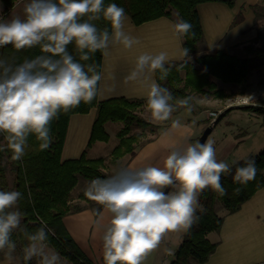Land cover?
Instances as JSON below:
<instances>
[{"label":"clouds","instance_id":"clouds-1","mask_svg":"<svg viewBox=\"0 0 264 264\" xmlns=\"http://www.w3.org/2000/svg\"><path fill=\"white\" fill-rule=\"evenodd\" d=\"M101 19L110 24L111 31L97 27L95 22ZM127 19L122 7L105 5V0H29L23 19L0 20V47L41 49V54L16 65L0 59V133L12 160H22L30 134L40 142L41 150L49 148L50 125L61 111L97 97L102 75L95 63L81 61H89L98 50L107 52L112 44L125 49L138 44V38L125 31ZM172 28L178 37L192 31L191 23L183 19H177ZM69 45H74L79 60L69 52ZM181 55L190 60L189 49L182 48ZM171 68L167 52H145L126 77L146 85V106L154 121H169L177 107L193 111L192 96L174 104L171 91L152 79L159 71V79L165 80ZM171 127H180V121L173 120ZM230 172L227 162L217 160L209 139L173 147L160 165L126 166L110 176L93 178L84 196L110 217L102 235L103 264H143L167 233L188 230L198 221L197 209L202 207L198 197L205 189L227 194L221 178ZM256 174L255 160L248 159L235 168L233 180L246 185ZM21 198L19 191L0 190V251L6 249L11 258L16 248L11 237L19 231L28 241L23 249L25 264L33 258L37 264H61L60 254L48 246L52 230L47 224L41 221L34 232L22 227Z\"/></svg>","mask_w":264,"mask_h":264},{"label":"trees","instance_id":"trees-1","mask_svg":"<svg viewBox=\"0 0 264 264\" xmlns=\"http://www.w3.org/2000/svg\"><path fill=\"white\" fill-rule=\"evenodd\" d=\"M2 1L5 4L3 11V17H5L11 12L17 0ZM206 1H226L231 5L235 2V0H105V5L116 3L133 18L136 24L161 16H173L176 10L179 19L192 25V31L183 36V48L189 49V56L192 57L199 50V44L204 42V32L197 7ZM95 23L98 28L107 27L111 31L110 24L103 19ZM255 44L246 45L243 55L217 49L211 53L199 55L194 60L184 58L172 61L168 77L165 80H160L159 71L156 72V77L159 84L171 91L174 104L176 100L187 96L193 97L195 93L212 95L215 99L224 100L237 93L219 88L216 80L238 84L241 86V90L238 92H244L248 85L251 63L255 58L264 60V45L257 47ZM68 50L79 60L74 45H69ZM103 52L98 50L89 61H81V63H95L98 66L97 70L101 73ZM39 54H41L39 47L21 51L15 50L11 45L0 47V59H5L13 65ZM144 106H146V98L134 99L122 96L99 100L97 95L91 103L81 102L78 107L67 112L61 111L58 118L51 122L52 143L49 148L41 150L40 142L35 135L30 134L25 155L20 161L12 160V152L6 147L4 134L0 133V146L4 147V150L0 151V190L21 192L22 198L18 202V209L24 213L22 227L29 232H34L43 221L52 230L47 243L74 264L99 263L87 255L64 222L65 216L83 209L80 205L73 208L72 190L78 183L79 175L92 180L97 177H106L108 174L104 169L106 157H88L85 151L79 157L62 160L61 155L70 117L72 114L87 113L93 107H98L89 146L97 140H109V133L105 128L108 121H123L125 126L119 131V142L113 148L110 156L115 162L126 154L133 153L137 144L142 142L139 141L144 132H132L135 126L143 129L154 126L139 113ZM182 109L177 107L174 113L177 114ZM193 109H195L194 106ZM242 109L264 112V106L254 104L245 105ZM222 118L221 115L218 121ZM249 159L255 160L257 168L254 180L249 181L246 185L234 182L235 168L242 165L244 160L230 166V173L222 174L221 183L226 189V195H220L210 187L199 195V205L202 207L197 209L198 221L186 230L171 264L205 262L217 246L209 239L208 234L218 231L224 220V217L216 211L217 202L221 201L229 212H235L257 190L264 187V149L259 154L250 156ZM237 188L240 189L239 192L235 191ZM84 198L86 197L84 196ZM102 209L103 207L99 205L94 210L96 216ZM11 238L16 243L13 253L18 255L22 264H25L23 249L28 241L19 231H14ZM27 264H35L34 259Z\"/></svg>","mask_w":264,"mask_h":264},{"label":"crops","instance_id":"crops-1","mask_svg":"<svg viewBox=\"0 0 264 264\" xmlns=\"http://www.w3.org/2000/svg\"><path fill=\"white\" fill-rule=\"evenodd\" d=\"M18 2L19 0L16 3L18 4ZM262 6H264V0H235L232 5L226 1L200 3L197 8L204 32L202 47L209 52L223 49L239 55L245 54L244 47L248 44L256 43L257 47H261L264 44V25L261 16H259V9ZM15 7L11 11H14ZM126 15L128 19L125 24V31L138 38L139 43L131 49H125L119 44H112L107 52H103L102 79L98 91L99 100L121 96L134 99L146 98L147 87L143 82L126 80V77L135 67L136 58L142 53L156 54L165 51L169 55L170 62L184 59L181 55L183 36L175 35L172 28L173 23L179 19L178 16L174 14L173 16H161L136 24L129 14ZM263 72L264 64L257 67L256 77H259ZM152 79L159 83L156 73ZM259 82L260 85L257 84ZM227 92L229 91L227 90ZM232 92L237 94L224 100L219 99L220 102H226L224 108L219 110V114L223 118L217 121L212 131L214 132L220 125L216 137L221 139L219 153L222 154L224 150V156L232 144L239 142L238 137H234L237 130L250 129L253 127L251 123L259 120L257 116L252 114V111L242 109V107L255 105L259 102L260 96H262L261 99L264 98V85H261V80L250 81L244 92H238L237 88ZM262 104L264 105V102ZM198 108L201 109L200 106ZM201 110L199 111L201 112ZM199 111L194 118L184 117L181 112L175 114L173 120H179L180 127L172 128V120L167 127L149 138L148 142L152 143L146 150L153 154L157 152L159 155V149H161L164 152L162 156L164 158L173 147L182 148L187 143L193 142L194 138L201 134V130L210 124L207 112L201 118ZM97 112L96 107H93L87 113L71 115L61 155L62 160L79 157L92 148L93 145L89 147V141ZM242 112L246 115H243ZM108 122L105 124L106 130ZM101 142L105 141L98 142L97 140L96 143ZM152 145H155L156 148L150 150ZM137 153H132V157L125 162L124 167L132 164L134 157L139 155ZM151 156L152 154H149L146 159L149 160ZM86 211L91 212L90 209L83 208L81 211L65 216L64 222L87 255L96 263L103 264V249L99 234L97 235L94 228L90 229L84 242H81L72 227L74 223H80V220H74V217ZM221 216L224 217L221 228L208 234L209 239L217 246L209 258L200 264H264V187L257 190L251 198L245 201L239 210L235 212L226 211ZM97 217H94L96 221L99 220L100 215ZM181 236L180 240L173 242L174 253L169 264L175 258L178 245L182 241ZM170 239L165 235L161 241L165 250L169 247L168 240ZM171 241L173 240L171 239ZM0 264H22V262L18 255L12 253L11 258L6 254L1 256ZM63 264L74 263L65 261Z\"/></svg>","mask_w":264,"mask_h":264},{"label":"rangeland","instance_id":"rangeland-1","mask_svg":"<svg viewBox=\"0 0 264 264\" xmlns=\"http://www.w3.org/2000/svg\"><path fill=\"white\" fill-rule=\"evenodd\" d=\"M27 2H29V0H19L18 4L17 3H16L17 5L15 4L16 7L14 6L15 7L14 11H11V13L9 15H7L4 19H2L5 4L3 3L2 0H0V20L6 22L14 16H19L23 19L24 18V6ZM259 12H260L259 16H261V19L263 20L262 23L264 25V6L260 7ZM173 14L175 16H178V12L176 10L174 11ZM202 46H203V44L200 43L198 46L199 50L192 57H190V59L194 60L199 55L211 53L209 51H206ZM263 64H264V60H262V59L255 58L253 60V62L251 63L252 68H251V73L249 74L248 82L261 80V85H264V72L259 77L258 76L256 77L257 67L261 66ZM216 81L218 83L219 88H223L224 90H226V91L228 90L229 92H232L236 88L238 90H240V88H241V86H239L238 84H235V83L223 82L222 80H219V79H217ZM257 84L260 85V82ZM261 97L262 96H260L259 100H258L260 103L257 102L256 104H259L260 106H264L262 104L264 102V98L261 99ZM193 98H194L193 103H195V104H193V106H194V108L195 107H197V108L193 109L192 112H188L187 109L183 108L179 112H181L184 115V117L194 118L196 116V114L198 113V111L202 109L201 112L199 111L200 115L199 114L198 115L201 116V118H202L203 116H205L204 113L207 112L208 120L210 121V123H212L216 119L217 120L219 119V117L221 116L219 114V110L224 108V105L226 104V102L223 103V102H220L219 99H215L214 97H212V95H205V94H200V93L196 94L195 93V94H193ZM198 106H200L201 109H199ZM96 110H98V107H96ZM139 113L143 117H145L147 120H149L152 123V125H154V126L146 128V129L135 126V128L132 129V132H135V131L144 132V135L141 138V140L139 141V142H141V141L142 142L137 144L136 149L134 151V153H136V152L139 153V155H138L139 157L138 156L134 157L132 164L130 166L131 167H144L147 165H158V164L160 165V164H162V158H163L162 156H163L164 152L161 149H159V152H160L159 155L157 152H155V154L150 153V151L146 150V149L149 146V144H151L152 142L149 143L148 141L150 140L149 138H151L152 136H155L162 129L167 127V125L173 120L174 115L176 113L173 112L171 119L167 122L154 121L151 118L150 112L147 110V106H144L143 108H141ZM239 113H241V112H239ZM242 114L246 115L243 112H242ZM252 114L257 116L259 118V120L251 123V125H253V127H251L250 129L237 130L234 137L236 138V136H237L239 142L237 144L236 143L232 144L229 147V151L225 156H224V150H223L222 154L219 153V149H220L219 143H220L221 139L216 137V134H217L216 132L220 129V125L215 129L214 132H211V134L209 135L207 140L211 139L212 141H214L215 150L218 149L216 152L217 153L216 156H217L218 161L227 162L229 164V166H232L233 164H235L234 162H241V161L247 160L250 158V156L259 154L264 149V112L252 111ZM205 124H207V123L205 122ZM124 126H125V123L123 121H109L107 124V132L109 133V140L105 141V142H101V143H96L97 142L96 141L92 144L93 145L92 148H90L87 151L88 157H92V158L101 157V156L106 157L107 160H106L104 169L107 172L108 176L114 174L115 172H117L118 170L123 168L125 165V162H127L132 157V153L126 154L120 160L115 161V162H113L112 158L110 157L111 156L110 154L112 153L113 148L119 142L118 133ZM207 126H205L201 130V134L204 132V130L206 129ZM176 133H177V131H176ZM201 134L199 136L195 137L193 142L198 140V138L201 136ZM100 141L101 140H98V142H100ZM146 142H148V143H146ZM153 148H156V146L152 145L150 147V150H152ZM149 154H152V156L150 157L149 160H147L146 156H149ZM78 177H79L78 183L72 190V206H73V208H76V206L80 205L82 208L90 209L91 212L88 213L86 211L83 214H79V215L75 216L74 220H80V223H76V224L74 223L72 225V227L75 230L76 235L81 242H84V239L87 237L90 229L93 227L94 231L97 233V235L99 234L100 243L102 245L103 230L106 227L108 220L110 218L109 214L105 210L102 209L103 211L100 213H103V219H101V217H100L98 220L99 222L94 219V217L98 218L96 216L94 210L99 205L96 204L94 201L89 200L87 197L84 198V189H85L86 185L91 180H89L88 178H85L82 175H79ZM216 211L218 214L221 215L228 210L221 201H218L216 204ZM90 213H92L93 215ZM100 213H99V215H100ZM76 230H78L79 232ZM185 232H186V230L184 231L182 229V230L177 231V232L167 233L166 235L173 240V241H171V239L168 240V246L169 247L165 250V248L162 247V243H161L160 246L145 259L143 264H169V262L171 260V256H173V253H174L173 247H172L173 242L175 240L176 241L180 240V236L182 233H183L182 236L184 237ZM182 236H181V240H183ZM48 246L50 249L58 252L51 244H48ZM6 252H7L6 249L3 251H0V257L5 255ZM92 254H93V252H92ZM93 256H94V254H93ZM60 257H61V264H63L65 261H69L65 257H63L61 254H60ZM33 259L35 261V264H37V259L36 258H33Z\"/></svg>","mask_w":264,"mask_h":264},{"label":"water","instance_id":"water-1","mask_svg":"<svg viewBox=\"0 0 264 264\" xmlns=\"http://www.w3.org/2000/svg\"><path fill=\"white\" fill-rule=\"evenodd\" d=\"M217 119L214 120L212 123H210L206 129L204 130V132L201 134V136L198 138V140L201 142V143H204L206 142L208 136L211 134V132L213 131V128L215 126V124L217 123Z\"/></svg>","mask_w":264,"mask_h":264}]
</instances>
